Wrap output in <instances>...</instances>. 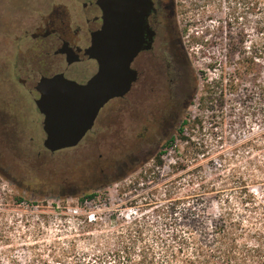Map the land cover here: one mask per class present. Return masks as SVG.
<instances>
[{
  "label": "rangeland",
  "instance_id": "obj_1",
  "mask_svg": "<svg viewBox=\"0 0 264 264\" xmlns=\"http://www.w3.org/2000/svg\"><path fill=\"white\" fill-rule=\"evenodd\" d=\"M174 1L195 81L182 133L108 180L101 175L113 174L123 157L113 145L53 154L37 145L32 164L0 147V166H8L0 171V264H82L128 241L135 226L143 233L138 245L169 241L172 229L210 227L218 201L228 199L236 218L243 182L264 205V67L256 56L264 51V0ZM231 74L240 80L236 96L207 95L216 82L221 93Z\"/></svg>",
  "mask_w": 264,
  "mask_h": 264
},
{
  "label": "flooded vegetation",
  "instance_id": "obj_2",
  "mask_svg": "<svg viewBox=\"0 0 264 264\" xmlns=\"http://www.w3.org/2000/svg\"><path fill=\"white\" fill-rule=\"evenodd\" d=\"M100 1L0 0L1 150L12 148L32 164L46 140L38 109L42 79L63 75L85 84L96 74L98 65L86 50L102 26ZM135 9L141 40L129 66L135 79L124 96L101 108L77 144L113 145L122 154L115 172L101 175L105 180L172 145L195 87L175 1L138 0Z\"/></svg>",
  "mask_w": 264,
  "mask_h": 264
},
{
  "label": "water",
  "instance_id": "obj_3",
  "mask_svg": "<svg viewBox=\"0 0 264 264\" xmlns=\"http://www.w3.org/2000/svg\"><path fill=\"white\" fill-rule=\"evenodd\" d=\"M136 1H100L102 26L92 34L86 50L98 70L87 83L79 84L63 75L40 82L38 109L44 115V147L51 153L76 147L101 108L129 90L135 79L129 66L141 49Z\"/></svg>",
  "mask_w": 264,
  "mask_h": 264
},
{
  "label": "trees",
  "instance_id": "obj_4",
  "mask_svg": "<svg viewBox=\"0 0 264 264\" xmlns=\"http://www.w3.org/2000/svg\"><path fill=\"white\" fill-rule=\"evenodd\" d=\"M261 32L264 45V22L261 23ZM256 56L260 59L261 63L258 67L262 70L264 51ZM248 62L253 63V56ZM225 64L232 66L230 62ZM220 78L223 81V77ZM239 82L237 76L231 74L221 93L215 89L222 84L216 82V85L211 84V90L207 95L218 94L220 100L224 97H234L239 93ZM261 92L264 96V87ZM207 99L212 100L211 97ZM182 131L183 129H180V133ZM183 140L187 139L183 138ZM157 164H161L159 159ZM180 168L183 170L185 167L180 166ZM93 198L92 194L81 200ZM237 200L242 211L238 212L236 218L228 199L224 202L218 201L217 205L221 204L220 213L212 220L210 227L175 228L172 229L169 241L138 245L143 233L135 226L130 234L131 239L118 241L113 248L106 245L103 251L96 253L93 258L85 260L82 264H264V205L250 193L246 182H243ZM162 215L167 219L171 213L167 210ZM251 221L258 225L249 226ZM245 223L247 227L244 226Z\"/></svg>",
  "mask_w": 264,
  "mask_h": 264
},
{
  "label": "built area",
  "instance_id": "obj_5",
  "mask_svg": "<svg viewBox=\"0 0 264 264\" xmlns=\"http://www.w3.org/2000/svg\"><path fill=\"white\" fill-rule=\"evenodd\" d=\"M84 204H88V201H87V200H85V201H84ZM74 212H77V211L75 210ZM91 218H92V217H90V218H89V222H91V221H92V219H91ZM93 218H94V216H93Z\"/></svg>",
  "mask_w": 264,
  "mask_h": 264
}]
</instances>
